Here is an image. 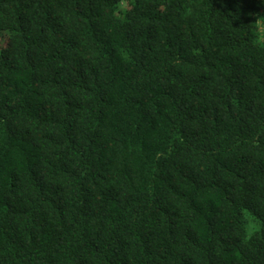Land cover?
I'll return each mask as SVG.
<instances>
[{"label": "trees", "instance_id": "obj_1", "mask_svg": "<svg viewBox=\"0 0 264 264\" xmlns=\"http://www.w3.org/2000/svg\"><path fill=\"white\" fill-rule=\"evenodd\" d=\"M264 0H0V264H264Z\"/></svg>", "mask_w": 264, "mask_h": 264}, {"label": "clouds", "instance_id": "obj_2", "mask_svg": "<svg viewBox=\"0 0 264 264\" xmlns=\"http://www.w3.org/2000/svg\"><path fill=\"white\" fill-rule=\"evenodd\" d=\"M255 24H256V27L260 30V32L264 34V18H257L255 20Z\"/></svg>", "mask_w": 264, "mask_h": 264}, {"label": "rangeland", "instance_id": "obj_3", "mask_svg": "<svg viewBox=\"0 0 264 264\" xmlns=\"http://www.w3.org/2000/svg\"><path fill=\"white\" fill-rule=\"evenodd\" d=\"M3 36L0 37V43L2 42Z\"/></svg>", "mask_w": 264, "mask_h": 264}]
</instances>
